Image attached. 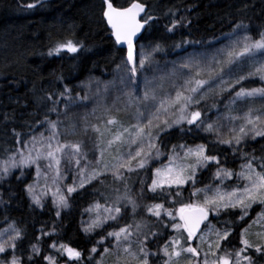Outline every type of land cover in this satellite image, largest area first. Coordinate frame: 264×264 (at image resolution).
<instances>
[{"label":"snow or ice","instance_id":"6c2138e0","mask_svg":"<svg viewBox=\"0 0 264 264\" xmlns=\"http://www.w3.org/2000/svg\"><path fill=\"white\" fill-rule=\"evenodd\" d=\"M99 7L119 53L110 78L90 73L77 84L53 73L50 90L35 96L42 119L26 123L27 133L12 128L11 144L0 146V183L18 173L29 207L53 216L31 238L5 217L0 264H264V25L236 21L214 50L188 52L196 42L181 38L171 47L184 54L165 61L164 44L142 43L161 24L149 0ZM164 16L168 34L193 23L176 7ZM67 32L50 36L41 55L77 61L91 51L76 25ZM79 67L70 64L69 76ZM86 193L85 245L73 246L61 217ZM11 199L0 192V205Z\"/></svg>","mask_w":264,"mask_h":264},{"label":"trees","instance_id":"16d2710c","mask_svg":"<svg viewBox=\"0 0 264 264\" xmlns=\"http://www.w3.org/2000/svg\"><path fill=\"white\" fill-rule=\"evenodd\" d=\"M18 2L22 3L23 0H0V146L6 142L11 144L12 128L27 133L29 129L25 127L26 123L42 119V113L35 105V96L42 94V90H50L53 73L63 72L77 84L90 73L108 79L112 61L119 57L107 39L105 25L99 19L100 0H46L47 7L32 11L21 10ZM119 2L126 4L128 0ZM149 3L160 15L161 24L151 31L145 41L164 44L168 49L165 61L179 59L181 49L171 46L181 38L196 42L185 47H196L231 32L233 24L241 19L245 23L250 22L254 28L264 25V0H149ZM245 5L247 8L241 12ZM172 7L179 8L180 14L187 15L193 21L174 35L165 33L162 27L167 23L164 13ZM69 25L77 26V36L91 46V51L84 53L77 61L71 59V54L62 53L61 57L41 55L47 51L50 36L60 38L67 35ZM72 63L80 66L75 77L69 76V65ZM5 114H11L14 119L4 121ZM252 147L259 151V145ZM17 174L0 183L4 199L12 196L9 204L0 205V228L6 225L5 217H8L25 227L31 238L36 229L51 223L53 216L49 209L41 211L29 207L30 202L22 191L23 185L15 179ZM25 178L31 181L30 174H26ZM198 178L206 182L210 176L205 172ZM91 200L92 195L87 193L74 196L72 207L62 213L65 242L73 246L85 245L84 236L79 231V221L83 208Z\"/></svg>","mask_w":264,"mask_h":264},{"label":"rangeland","instance_id":"374dc122","mask_svg":"<svg viewBox=\"0 0 264 264\" xmlns=\"http://www.w3.org/2000/svg\"><path fill=\"white\" fill-rule=\"evenodd\" d=\"M156 42V41H155ZM211 42V44L209 43V42H207V43H203L202 45H198V46H196V47H190V46H188V47H185L186 48V50L188 51V52H191L193 49H197V50H199V49H205V48H212L213 50L215 49V48H217V47H223L224 46V44H226V43H228V41H227V39H226V35H224V36H222L221 38H218L217 40H214V41H210ZM142 43L143 44H145V45H147L149 42H147V41H142ZM161 43V42H160ZM180 51H182V53H181V55H180V57L184 54V50L183 49H181ZM166 55H167V52L166 53H163V54H161V56L163 57V60H165V58H166ZM161 56H158L157 58L158 59H160L161 58ZM179 57V58H180ZM215 112H216V110H214L211 114H212V116H213V118H215ZM55 118V117H54ZM53 118V119H54ZM39 130H42V129H39ZM199 179V178H198ZM71 180V176H69V181ZM31 182V181H30ZM253 211H256V209H254ZM86 219H87V216H86ZM6 226V225H5ZM4 226V227H5ZM3 228V227H2Z\"/></svg>","mask_w":264,"mask_h":264}]
</instances>
